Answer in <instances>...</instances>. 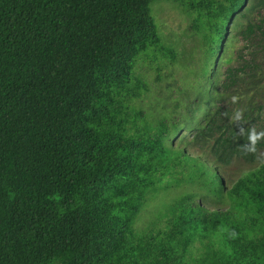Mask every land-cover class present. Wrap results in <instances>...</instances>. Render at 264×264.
<instances>
[{"label": "trees", "instance_id": "1", "mask_svg": "<svg viewBox=\"0 0 264 264\" xmlns=\"http://www.w3.org/2000/svg\"><path fill=\"white\" fill-rule=\"evenodd\" d=\"M151 1L0 0V264H145L126 257L158 233L145 238L133 223L174 166L196 160L184 148L211 158L212 169L186 173L201 200L226 197L229 209L176 199L177 219L159 232L179 234L181 248L167 240L152 264H185L199 236L217 246L215 264L264 260V241L239 228L246 218L264 228V62L215 61L231 33L258 28L264 44L260 25L239 24L264 0H175L196 12L194 29L204 24L212 68L173 130L162 121L152 132L131 104L146 90L135 60L160 42ZM237 85L243 97L227 111ZM233 158L258 164L225 189L217 164Z\"/></svg>", "mask_w": 264, "mask_h": 264}, {"label": "rangeland", "instance_id": "2", "mask_svg": "<svg viewBox=\"0 0 264 264\" xmlns=\"http://www.w3.org/2000/svg\"><path fill=\"white\" fill-rule=\"evenodd\" d=\"M149 7L157 26L160 42L157 47L153 46L140 53L135 60L133 75L146 85V90L140 97L133 99L131 104L139 112L140 118L144 119L143 121H146L147 125L152 128L150 132L162 121L167 123L170 130H173L170 124L181 120L179 115L184 113L185 103L196 97L194 91L200 88V84L204 80L202 70L212 68L208 58V46L203 36L207 30L200 22H198L200 29H194L192 21L196 12L175 0H152ZM249 21L252 24L260 25L264 30V5H256L245 18H242L239 22L240 28H243ZM255 31L248 37L237 32L231 33L226 38L229 41L225 42L222 56L215 58V61L220 62L222 69L230 65L239 67L240 62H249L253 59L264 62V44L260 39L259 29L255 28ZM226 58H231V63L225 64L224 59ZM242 75L238 74L239 82L243 81L240 78ZM233 89H235L233 96L231 95L228 100L224 101L223 106L227 111L236 107L243 97L240 94L245 87L237 85ZM178 136L174 137L172 141L175 143V148L182 147V144L177 141ZM165 144H169L168 139L165 140ZM184 151L189 157L196 160H190L191 162L186 165H175L177 171L175 178L179 179L178 182H175V178H173L168 186L157 192L149 193L133 223L134 229L141 236L149 238L158 235V237L149 241L151 247L148 251H145L144 246L129 257L127 256L126 261L131 257V260L152 264L154 251L167 250V240L170 241L171 246L181 248L182 238L179 234L166 236L159 232V229H166L165 225L168 219H172L171 222L177 219L175 217L179 211L177 208L174 210V205L175 200L180 197L189 196L188 199H185V204L186 202L189 204L198 202L208 211H228L229 203L226 197L221 200H216L213 197L215 203L207 202L208 200L203 201L200 197L205 193V189L187 180L186 173L191 170V167L203 166L205 169H212L211 158L206 152L196 148L188 150L184 148ZM257 164L247 163L236 158H233L228 164H217V172L221 176L224 188L230 189L238 178L254 171ZM241 224L242 226L239 228L247 237L264 241V228L255 223L253 219H242ZM156 233L158 234L156 235ZM216 247L212 241L206 242L203 236H199L187 245L184 263L215 264V259L212 258L214 255L209 251V248L215 249ZM216 263L219 264L218 261ZM257 264H264V260H258Z\"/></svg>", "mask_w": 264, "mask_h": 264}]
</instances>
